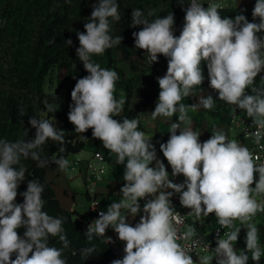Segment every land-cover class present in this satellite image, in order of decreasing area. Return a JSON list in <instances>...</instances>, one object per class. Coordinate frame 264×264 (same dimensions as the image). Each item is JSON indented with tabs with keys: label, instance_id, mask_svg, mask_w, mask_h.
I'll return each mask as SVG.
<instances>
[{
	"label": "clouds",
	"instance_id": "9594fccd",
	"mask_svg": "<svg viewBox=\"0 0 264 264\" xmlns=\"http://www.w3.org/2000/svg\"><path fill=\"white\" fill-rule=\"evenodd\" d=\"M203 4L202 0H188L179 37L174 35L173 12L163 17H154V10L146 15L140 9L131 13V27L143 26L132 34L135 48L144 50L151 64L158 62V55L168 58L166 74L157 77L160 91L151 116L169 123L170 136L166 143H160V151L171 166L172 177L183 175V183L170 179L165 164L157 158L152 138L138 130L137 118H114L126 102L123 94L119 100L115 96L120 77L92 59L124 39L111 35L113 22L121 20L117 0H99L84 24L85 31L76 32V54L88 75L79 78L71 91L68 120L78 134L92 129V137L116 156L117 164L124 165L125 183L119 190L122 198L112 202L106 212L100 211L84 233L88 242L102 238L108 245L114 241L106 236V230H114L125 243V255L111 264H249L250 260L259 264L264 256L260 227L254 221L258 213H264V162L258 163L259 156L222 130L214 129L209 139L199 140L201 132L194 130L188 111L200 107L212 110L216 106L212 95H199L193 105L182 102L197 95L204 81V61L209 86L218 92V99L252 119L257 126L253 133L256 143L264 139V76L256 85L257 76L264 71V0H256L252 11L258 23L249 22L243 14L222 18L223 5L207 3L205 8ZM65 44L72 45V40ZM43 104L47 112H56L47 100ZM20 114L24 115L23 109ZM174 116H178L177 122H172ZM28 122L36 129L33 140L0 138V264H67L64 250L70 241L63 227L65 218L43 210L44 185L28 180L26 191L19 193L23 203H16L27 173L22 159H31L39 168L49 163L60 171L69 167L70 161L63 156L54 154L51 160L41 157L42 146L49 140L64 144L65 131L48 119L30 117ZM82 139L88 140L84 135ZM174 193L179 194L181 206L191 209L190 215L200 219L214 214L220 229H229L222 236L217 230L214 249L203 243L193 227L180 231L178 226L184 220L172 205ZM142 199L146 202L141 209ZM141 211L139 222L129 224L127 217L135 218ZM20 228L25 229L23 236L18 234ZM241 228L246 229L244 250L235 248ZM57 237L60 248L50 245V239ZM201 246L206 254L194 260L192 249ZM94 251V245L85 247L80 255L90 257Z\"/></svg>",
	"mask_w": 264,
	"mask_h": 264
},
{
	"label": "trees",
	"instance_id": "16d2710c",
	"mask_svg": "<svg viewBox=\"0 0 264 264\" xmlns=\"http://www.w3.org/2000/svg\"><path fill=\"white\" fill-rule=\"evenodd\" d=\"M99 0H0V138L15 141L35 138L36 129L29 124V118L48 119L54 127L65 131L64 144L49 140L42 146L41 157L51 160L55 154L67 157L71 152L82 149L85 139L92 134V129L84 134L75 132V127L68 120L69 105L72 104L71 91L76 81L88 73L79 61L76 48L79 47L76 32H84V24L90 17L93 5ZM121 20L113 22L111 35L123 36V41L105 51L103 55L92 57L93 61L99 63L102 68L115 70L119 75L116 83L115 96L118 98L122 92L125 97L123 112L114 118H137L139 130L143 129L142 121L146 111H153L156 104L153 101V89L143 90L138 104L132 106L134 87L140 78L147 75L154 78L158 75V67H167L168 58L158 55V62L151 64L144 50L135 48L133 32L142 29V25L131 27V13L133 9L142 10L145 15L149 10H154V17H163L173 12L175 17L174 35L179 37L185 21L184 8L188 0H117ZM182 3L183 6L181 5ZM243 14L249 22L253 20L251 9H243L237 6L223 7L220 10L222 18L234 19L236 15ZM153 17V18H154ZM71 39L72 45L66 46L65 42ZM24 50L23 55H18L17 44ZM117 51L121 52L122 58L127 62L130 69L136 71L132 77H125L124 69L118 66L115 58ZM20 52V53H21ZM49 69H61V74L54 76L46 89L45 74ZM204 81L200 89L209 86L207 63L201 62ZM264 76L262 71L256 78V85L260 84V77ZM75 77V78H74ZM208 95L216 100V106L208 112L217 118L215 123H229L231 113L225 102L218 99V92L210 86ZM250 91V90H249ZM56 107V112H47L43 101ZM23 109L24 115L20 114ZM203 118L196 120L194 130L197 131ZM27 133V135H26ZM64 147L65 151L60 152ZM21 163L27 167L26 179L18 188L16 203H23V197L19 195L26 191L28 180H37L44 185L42 198L45 200L44 211L54 217H64L63 225L70 247L64 250L67 264H104L110 257V248L102 238H93L87 241L84 233L87 231L88 222L77 211H69L64 208L56 197L51 184L45 178V168L36 167V162L31 159L23 160ZM48 166H56L49 163ZM203 227V225H199ZM23 236L24 228L17 230ZM264 241V237H262ZM50 245L57 248L62 247L58 237L50 239ZM95 246V251L90 257H82L80 249ZM73 251L76 255H73ZM15 256H13V259ZM249 264H254L251 260Z\"/></svg>",
	"mask_w": 264,
	"mask_h": 264
},
{
	"label": "crops",
	"instance_id": "0c3cea01",
	"mask_svg": "<svg viewBox=\"0 0 264 264\" xmlns=\"http://www.w3.org/2000/svg\"><path fill=\"white\" fill-rule=\"evenodd\" d=\"M234 5L250 10L253 7V0H235ZM123 64L121 66L124 69L125 77H132L136 74V71L130 69L128 65ZM157 69V76L154 78H149L147 75H144L136 83L132 97L133 107L138 104L141 92L151 88L154 91L153 101L156 104L160 91L157 77L164 76L166 74L167 67H158ZM209 91V86H207V88L204 90H196L197 95L186 98L182 102L188 105L197 104L199 101V95L207 96ZM121 94L123 93H120L117 98L118 100L121 98ZM152 111L153 110L149 108L144 114L142 121L143 129L140 130L145 132L146 138H152L151 142L155 145L157 158L165 164L166 170L170 175L172 172L171 166L168 164L166 158L163 156V153L160 151V143H166L170 136V133L168 132L169 123L165 118L162 117L153 119L151 116ZM188 115L193 122V128L196 120L200 117L203 118L197 130V132H201L199 137L201 142L209 139L215 129L222 130L230 139H235L239 143L243 144V140L239 135L238 130L232 123H215L217 118L208 112L203 111L202 107H200L198 110H193L190 108ZM128 119H132V117H129ZM177 121L178 116H174L172 118V122ZM177 134H179V132ZM87 138L88 140L85 141V144L81 150L77 152H71L67 155L66 159H68L70 163L66 170L60 171L57 166H47L45 168V178L53 187L55 195L61 202L62 206L69 211H77L84 217L85 220L88 219L92 213V204L86 191L85 173L87 162L96 149L101 150L103 155L106 157V163L108 166L106 177L99 181L96 186L97 205L108 208L112 202H119L122 198L119 190L125 183L123 180L124 165H119L116 163V156L109 153V151L103 147V144L99 139L93 138L92 134ZM154 164L155 162H153V165L150 166H154ZM258 216L259 218H257ZM255 218H257L256 220L258 223L264 224V213H258ZM236 223L238 224L239 222ZM263 233L264 232H260L259 238L264 245V241L262 239V237H264ZM239 242L240 239L238 237L237 243ZM245 247L246 245L243 246L242 250H244ZM259 264H264V256H262Z\"/></svg>",
	"mask_w": 264,
	"mask_h": 264
},
{
	"label": "built area",
	"instance_id": "2783aa9c",
	"mask_svg": "<svg viewBox=\"0 0 264 264\" xmlns=\"http://www.w3.org/2000/svg\"><path fill=\"white\" fill-rule=\"evenodd\" d=\"M204 2L203 6L207 8V3H220L223 5V7H231L235 6L234 2L235 0H202ZM256 3V0H253V7L251 9V12L253 11L254 5ZM188 6V5H187ZM185 16V14H184ZM184 16L182 17V21H184ZM256 20L259 21L257 18ZM227 109H229L231 113V120L230 123H232L236 129L238 130L239 135L241 136L243 140V145L247 146L251 152H253L254 155H257L260 157L259 162H264V139H262L259 143L255 142V137L253 133L257 130V126L253 123L251 118H248L246 114L239 109L236 111L234 110V107L232 105L226 104ZM229 138V137H228ZM230 139V138H229ZM108 171V166L106 163V157L103 155L101 150L96 149L90 159L87 162V168L85 173V185H86V191L90 198V202L92 204V213L86 219L88 224H90L92 221L98 218V213L100 211H107L106 207L97 205L96 196V186L99 181L104 179L106 177ZM170 179L174 183H183L184 177L183 175H179L176 177H172V175H169ZM258 179V174H257ZM255 185L253 184L252 187ZM167 191H172L171 189H168ZM151 198V197H149ZM259 199V197H258ZM146 200L142 199L139 201L141 205V209L143 208L144 203ZM172 205L174 206L175 210L180 213L181 216H183L184 223L179 225V229L181 232H184L188 229V227H193L196 230V233L198 237L203 238V243H209L210 249H214L216 247V238H217V230H219V234L222 236L223 231H229V229H220V225L216 222V217L214 214H210L208 217L197 219L194 215H190L189 212L191 209L185 208L181 206L180 200H179V194H173L171 197ZM96 206L95 210H93L94 206ZM126 211V210H122ZM143 212L139 215H137L135 218L128 216L127 221L132 226H135L136 223L139 222L140 215H142ZM199 225H203V227H199ZM106 236L112 237L114 243L108 244L110 248V257L104 264H111V262L114 259H121L125 255L123 249L125 247V243L119 241L117 234L114 232V230L109 227V229L106 230ZM246 236V229L243 228V231L239 235L240 242L235 244V248L242 250V242L245 241ZM195 239V237H194ZM190 243V242H189ZM192 256L194 260H197L199 256L205 255L206 252L204 248L197 247L192 249Z\"/></svg>",
	"mask_w": 264,
	"mask_h": 264
},
{
	"label": "rangeland",
	"instance_id": "374dc122",
	"mask_svg": "<svg viewBox=\"0 0 264 264\" xmlns=\"http://www.w3.org/2000/svg\"><path fill=\"white\" fill-rule=\"evenodd\" d=\"M17 49H18V55H20V56H22L23 55V53L22 52H24V50L23 49H21L20 48V46H19V43L17 44ZM22 51V52H21ZM21 52V53H20ZM115 58H116V62H117V64H118V66H121L123 63V65H128L127 64V62L122 58V56H121V52L120 51H117L116 52V54H115ZM126 63V64H125ZM122 67V66H121ZM61 74V69H58V70H56V69H54V70H52V69H49L47 72H46V74H45V81L47 82L46 83V89L48 90V85H49V83H50V81H52L53 79H54V76H58V75H60ZM257 218H259V216L257 217ZM257 218H255L254 219V221L256 222V224L260 227V232H264V224H260V223H258V221L256 220ZM263 220H264V218H263ZM243 231V228H241V231H240V233ZM240 233H239V235H240ZM264 234V233H263ZM260 239V238H259ZM260 243H261V246L262 247H264V245L262 244V241H261V239H260ZM242 246H245V241L244 242H242Z\"/></svg>",
	"mask_w": 264,
	"mask_h": 264
}]
</instances>
